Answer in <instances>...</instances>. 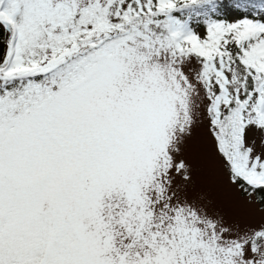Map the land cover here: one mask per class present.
Masks as SVG:
<instances>
[{
    "label": "snow or ice",
    "instance_id": "1",
    "mask_svg": "<svg viewBox=\"0 0 264 264\" xmlns=\"http://www.w3.org/2000/svg\"><path fill=\"white\" fill-rule=\"evenodd\" d=\"M198 125L264 212V0H0V264H264Z\"/></svg>",
    "mask_w": 264,
    "mask_h": 264
},
{
    "label": "rangeland",
    "instance_id": "2",
    "mask_svg": "<svg viewBox=\"0 0 264 264\" xmlns=\"http://www.w3.org/2000/svg\"><path fill=\"white\" fill-rule=\"evenodd\" d=\"M205 125L194 127L186 153L197 159L202 170L200 183L208 190L213 208L222 214L228 223L239 222L241 225L258 223L264 218V212L261 211L262 207L259 204H248L238 194L229 193L207 179L208 173L215 167V154L213 142Z\"/></svg>",
    "mask_w": 264,
    "mask_h": 264
},
{
    "label": "trees",
    "instance_id": "3",
    "mask_svg": "<svg viewBox=\"0 0 264 264\" xmlns=\"http://www.w3.org/2000/svg\"><path fill=\"white\" fill-rule=\"evenodd\" d=\"M261 206V205H260ZM262 207V206H261Z\"/></svg>",
    "mask_w": 264,
    "mask_h": 264
}]
</instances>
